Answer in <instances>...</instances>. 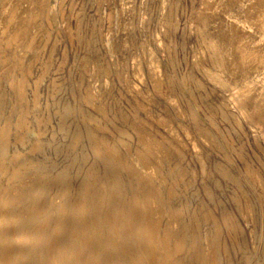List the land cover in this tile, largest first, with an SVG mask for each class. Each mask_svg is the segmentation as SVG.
<instances>
[{
	"label": "rangeland",
	"instance_id": "374dc122",
	"mask_svg": "<svg viewBox=\"0 0 264 264\" xmlns=\"http://www.w3.org/2000/svg\"><path fill=\"white\" fill-rule=\"evenodd\" d=\"M3 1L0 16L16 12ZM36 3L33 36L0 67V128L14 152L0 180L37 227L33 249L62 246L72 258L67 240L80 212L79 223L94 228L91 264L127 259L147 216L176 228L178 264H264V124L238 106L239 95L264 94V65L236 74L223 65L231 34L264 57V0ZM19 62L28 69L23 101L3 80H22ZM25 108L21 126L15 112ZM119 221V231L109 228Z\"/></svg>",
	"mask_w": 264,
	"mask_h": 264
},
{
	"label": "bare ground",
	"instance_id": "6f19581e",
	"mask_svg": "<svg viewBox=\"0 0 264 264\" xmlns=\"http://www.w3.org/2000/svg\"><path fill=\"white\" fill-rule=\"evenodd\" d=\"M37 3H38V1H37ZM37 3H36V0L35 1L34 0H5V1H3L2 5L4 6L5 13L12 11L14 7H16V9H14V10H16V12L13 13L14 12L13 11L12 13H10L11 14L10 16H7V14H6V16H5V14L0 16V67L4 66L5 63H6V60L11 58L12 56L15 59L16 58L15 55H14L16 53L15 51L18 49V47L21 44L24 43V41L27 42V39L31 36L30 34H31L32 30H34L33 28L35 26L34 25L35 17H38L35 14V9L37 7ZM254 4H252V6L250 8H254V6H255ZM206 10H208V9H206ZM212 34H209V36L212 35ZM231 35L232 36L230 38H227L225 36L224 39L221 36V38L224 41H226L227 43L228 42H232L233 45H235V46H233V53H232L231 58L228 61H226V62L224 61L225 64L222 62L223 65L226 66L225 71H227V72L229 71L232 74H236V66H238L239 68H245V67L257 68L259 66L264 65V57H262V55L257 53L253 48L251 49V48L247 47L246 45H243L242 43H240V40L237 39V35L236 36H233L234 34H231ZM213 37L215 38L216 36H212V38ZM219 37L220 36L218 35L217 36V40L218 41H220ZM220 43L219 44L216 43V45H220ZM32 45L30 46L31 48H33ZM212 45H213V43H212ZM212 45H211V47H213ZM33 46H35V44ZM224 46H225V44H224ZM216 48L217 47L215 46V49ZM219 48H221V47H218V49ZM215 49H213V50L215 51ZM220 50H219V52H222ZM225 50H227V49L225 48ZM223 53L224 52H222V54ZM33 55H34V53H33ZM222 57H223V55H222ZM222 57H221V59H222ZM227 58L228 57H226V59ZM22 64L23 63L19 62V63H16L14 65L15 66L14 69H16V71L19 70V71H21L23 73V75H22L23 78H22L21 81H18V80L15 81L14 77H12V76H9V77H4L3 76L4 77L3 80H5V83H7L9 85V87L13 88L14 91L16 90V94H18L20 96L21 100L23 101V100H25L23 98V96H24L23 87L26 85V83L28 81V71H26L27 68L25 69V66L23 67L24 64L23 65ZM14 69L13 68H11V69L8 68L7 70L5 69V71H6V73H9L10 75H13V70ZM0 71H3V70L0 69ZM221 71H222V73H224V69H221ZM207 73H209V72H207ZM15 74H16V72H15ZM229 79H230V77H229ZM0 82H1V79H0ZM234 86H236V85H234ZM2 87H3V85H2ZM4 88L5 87H3V89ZM255 89H258V88H255ZM233 90L234 89H231V91H233ZM1 91H0V97H1L0 98V106L2 104L6 105V102H7L6 101V94L3 91L1 93ZM236 92H234V93H236ZM233 95H236V94H233ZM240 96H242L241 99H240ZM235 97L238 100V97L237 96H235ZM239 100L240 101L238 102V106H240L242 108H239V107L238 108H239V110L241 109V114L244 117V119L252 120L255 124H260V125L264 124V94L256 93V94H252V95H247V94L246 95H239ZM20 103H21V101L19 100V104ZM233 104H236V106H237V103H233ZM15 113L18 114L17 116L19 118L18 120L21 122V126L22 125L24 126L25 124L27 125L26 120L28 118V115H27L26 108L21 113H18V112H15ZM2 129L4 130L3 132H1L2 130L0 128V156H1V158H0V173L1 174L4 173V171H3L4 169L5 170L6 169L7 170L8 169L11 170L12 166H9L10 168L7 167V165L5 164L4 160H6V161L9 160L10 161V165H11L12 157L14 155L13 154L14 152L12 153V152L7 151V146H9L8 144H11L10 140H8V137L10 135V134H8L9 131H8L7 127L2 128ZM2 133H4L3 134L4 135L3 138H2V135H1ZM39 138L40 137H38V139ZM262 148H264V147H262ZM102 151H104V150H102ZM107 154H110V152L108 150L106 151V156H107ZM262 158H264V157H262ZM106 166H107V164H106ZM15 174H16V171H15ZM143 174H145V172H143ZM148 175H150V173H148ZM2 176H4V175H1V177ZM4 184L5 183L3 182V180H0V264H91L90 258L93 257V256L90 254V251L87 250L88 248H86V246L89 245V241L91 240V238L93 236V230L92 229H94V228L92 227V229H91L92 231L91 230L87 231V229H85L84 226H82V224L79 223V219H78L79 217L84 218V215H86V214H82L80 212L76 213L77 215L74 214V215H76V219H75V222H73V223L76 226H73L74 227L73 232H72V234H70L71 232L69 233V238L67 240V243L70 242V248L72 250V258L68 257V258L63 259L61 257L60 248H62V246L60 248H56L55 246L51 247V245L50 246L45 245L44 247L42 246V249H36V248L33 249L34 247L32 246V243H31V238L32 237H31L30 234H31V232L33 230H36L37 227L33 226L32 220L30 219V215L26 212L27 210L17 209V207L19 205L18 204V201H19L18 197H16L15 195H12L10 193L11 189H9L8 185L6 187H3ZM18 190H21V189L19 188ZM29 190H31V189H29ZM21 193H23V192H21ZM99 193H100V191H99ZM101 193L103 194V192H101ZM32 199H33V197H32ZM55 201H56V199H55ZM93 203H95V201ZM100 204L102 205V203H100ZM103 204H104V200H103ZM84 206H86V205H84ZM54 207H55V205H54ZM74 209L78 211L77 208H74ZM90 209H91V207H90ZM165 210H167V209L165 208ZM190 213H193V212H190ZM115 215H116V213L114 211V212H112V216L111 217L114 218ZM139 215H140V212H139ZM140 217H141V215H140ZM74 218H73V220H74ZM142 219L144 220V223H142L139 226V229H137L136 233L134 234V241L131 242V244H132L131 245V250L127 251V253H128V258H127L128 261H127V263H125V261L127 260L126 258L124 259V258L121 257L120 254H116L115 256H112L113 260H114V261H112V263L111 262L109 263L106 260V261L101 262L100 264H178L176 262L175 249L173 248V246H171L172 245L171 244L172 243V234L174 233L173 231H175L176 228H174V227L170 228V226L160 225V223L157 222V220H155V219H152L151 222L145 221L147 219V216H145ZM148 219H150V218H148ZM90 221H91V218H90ZM92 221H94V219ZM104 222L107 223L106 214L104 215ZM94 223L96 224V221ZM120 223L121 222L119 221L118 225L109 224V228L113 229L115 227L114 229L119 231ZM121 230H123V233L121 234L119 232L118 235H117V237L119 239L116 238L115 241H117V239H118L119 242H121V241L124 242L125 241V243H126V241L129 240V235L130 234H127L128 228L126 227V225H123V222L121 224ZM53 233H55V232H53ZM96 235H95V237H96ZM65 237H66V235H65ZM115 237H116V235H115ZM106 239H107V237H106ZM92 240H94V239H92ZM108 241H109V239H108ZM47 243H49V242H47ZM54 245H55V243H54ZM67 246H68L67 247V249H68L69 245H67ZM30 247L32 248L31 251L33 250L31 254H30V251H29ZM106 247H108V246H106ZM137 247H138V254H135L133 252V250L135 248H137ZM103 255H101V256H103ZM89 256H91V257H89ZM88 257H89V259H88ZM135 259H136V262H135Z\"/></svg>",
	"mask_w": 264,
	"mask_h": 264
}]
</instances>
